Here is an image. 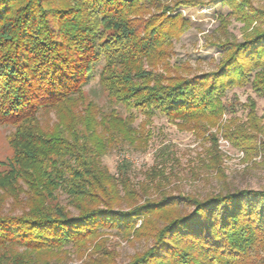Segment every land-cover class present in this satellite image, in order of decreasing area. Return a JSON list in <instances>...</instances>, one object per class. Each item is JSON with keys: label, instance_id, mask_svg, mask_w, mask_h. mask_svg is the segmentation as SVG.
<instances>
[{"label": "trees", "instance_id": "16d2710c", "mask_svg": "<svg viewBox=\"0 0 264 264\" xmlns=\"http://www.w3.org/2000/svg\"><path fill=\"white\" fill-rule=\"evenodd\" d=\"M218 1L226 18L245 25L243 42L219 44L213 72L157 73L189 28L178 8ZM101 63V87L111 106L128 113L124 119L86 104L84 87ZM245 87L264 99V10L252 0H0V126L15 129L0 191L24 207L21 215H0V264H50L69 245L81 257L94 247L87 264H113L115 253L100 239L108 230L152 240L128 264H264V191L179 197L187 212L171 198L139 205L147 195L129 187V162L115 179L100 161L114 143H135V113L204 132L229 113L226 93ZM50 111L57 116L51 128L39 118ZM260 134L253 102L246 123L231 118L225 127L246 153H264V142L255 143ZM60 191L77 215L58 203Z\"/></svg>", "mask_w": 264, "mask_h": 264}, {"label": "rangeland", "instance_id": "374dc122", "mask_svg": "<svg viewBox=\"0 0 264 264\" xmlns=\"http://www.w3.org/2000/svg\"><path fill=\"white\" fill-rule=\"evenodd\" d=\"M252 4L264 10V0H252ZM228 12L222 1L178 8L176 13L189 22V28L174 42L173 55L165 62L168 66L159 64L157 73L165 74V68H168L170 73L191 77L215 71L223 57L218 45L243 42L246 31L242 22L226 18ZM220 17L224 18L223 22ZM102 64L84 87L86 104L95 105L102 114L118 111L124 119L128 113L121 106H111L101 87L99 76ZM223 102L229 113L222 116L216 127L204 132L183 128L180 121H169L159 113L149 118L142 113H135V121L129 124V128L134 130L132 138H136L135 143L128 145L124 141L122 146L117 143L111 145L100 158L102 166L118 179L119 166L124 161L129 162V187L139 193L146 191L147 195L138 199L139 205L147 200L160 202L171 198L178 201L180 210L187 212L192 209L177 200L179 197L195 196L202 200L220 192L264 191V153L259 149L246 153L234 147L225 136V127L231 118L237 119L239 123L247 122L252 102L257 117L264 125V99L258 97L250 87H245L228 91ZM39 118L43 126L49 128L57 122L54 111L40 113ZM14 130L11 126H0V163L12 156L9 136ZM212 137L216 139L219 153L211 152ZM261 142H264V134H260L255 141L257 145ZM58 197L61 206L69 209L74 216L77 215L75 209L69 206L68 196L64 192L60 191ZM122 208L128 210L127 206ZM23 210V205L18 204L17 200L0 191V215L18 216ZM100 239L105 240V249L115 253L113 264H128L136 254L150 248L152 243L151 239L126 240L111 230L105 231ZM93 248L89 246L81 257L69 245L57 257L52 256L50 264H87V255L93 253ZM23 250L19 247L16 251ZM0 254L3 252L0 251Z\"/></svg>", "mask_w": 264, "mask_h": 264}]
</instances>
